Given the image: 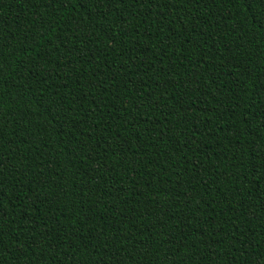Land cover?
Here are the masks:
<instances>
[{
    "label": "trees",
    "instance_id": "16d2710c",
    "mask_svg": "<svg viewBox=\"0 0 264 264\" xmlns=\"http://www.w3.org/2000/svg\"><path fill=\"white\" fill-rule=\"evenodd\" d=\"M146 7L113 0L94 20L76 0L54 14L43 0H0V45H11L0 264H264V178L252 167L264 140V28L239 4L173 0L150 18ZM69 129L84 153L67 154ZM30 180L44 181L30 185L35 195ZM166 214L168 234L157 223Z\"/></svg>",
    "mask_w": 264,
    "mask_h": 264
},
{
    "label": "snow or ice",
    "instance_id": "6c2138e0",
    "mask_svg": "<svg viewBox=\"0 0 264 264\" xmlns=\"http://www.w3.org/2000/svg\"><path fill=\"white\" fill-rule=\"evenodd\" d=\"M39 2V0H38ZM45 7L50 8L51 12L54 14L56 11H58L60 9V5L64 4V3H71L72 0H43ZM76 2L79 4L80 7L82 8H88L89 5L92 6V8L95 9V11H92L91 9L89 10L88 14L90 17H92L94 20L97 18H106L107 17V13L108 11H111V9H106V5H109L111 3H113V0H76ZM120 3L122 4H127L129 5L131 8H135L137 4H146L147 7L143 10V15L145 17H149V13L150 10L153 8L156 9H164V8H169L170 5L173 3V0H119ZM184 3H191V4H202L205 7H209L212 5H219L220 3H225V4H230L233 7H235L237 4L240 5L241 8H244L247 10L248 15L250 16V18L255 21L261 28H264V0H183ZM162 15V13H161ZM45 23V21L42 19L41 20V24L43 25ZM77 23V21L75 19L68 21V23L65 25L66 30L67 31H72V27L71 25ZM127 23V22H126ZM96 28L105 29V25L104 23H97L95 25ZM48 28H51V22H48ZM123 34H127L128 29L126 28H122L121 29ZM45 35L44 32L41 33V36L38 38V40H43V36ZM106 35L107 38L112 42L113 45H115L116 47H119L122 49V44H123V40H118L116 35H114L111 32V29L108 28L106 30ZM90 39V38H88ZM88 40H85L83 43H87ZM11 45H0V85H5L7 82L3 79V72H4V68H3V61L5 59V48H10ZM24 52H28L29 49L27 47L21 49ZM17 54V51L15 49H13L12 51L8 52V57H13ZM42 56L47 57L48 53L47 51H45L44 53H41ZM131 59V56L129 57ZM34 66V65H33ZM236 67H239V65H236ZM251 75L250 71H247L246 69H241V75ZM40 81L37 80V83H39ZM78 82V79H77ZM102 83V82H101ZM189 84L192 83V81L188 82ZM198 83V81H197ZM239 86V85H238ZM12 88H17L16 84H12L11 85ZM92 87H96V85H92ZM260 88L264 89V83H260ZM17 91H19V89L17 88ZM10 95V92L7 90H0V109H2L3 104L5 103L4 97ZM61 99V103L58 105V107L60 108L61 112H64L67 110V103L64 101L63 97L60 98ZM161 99H163V97H161ZM19 100H21V97L16 96L13 98L12 102L16 103ZM73 100L75 102L78 103L79 107L83 108L84 105L82 103L81 98L73 96ZM38 103V102H37ZM223 107V105H221V108ZM168 115H170V113H168ZM4 116V113L2 111H0V118H2ZM89 118L85 119V123H87V120ZM133 119L135 120L136 117H133ZM210 119V118H209ZM65 127V124H61L60 125V131L63 132V129ZM95 128V122L93 123L92 126H90L89 128V134L87 135V138L89 140H91L92 136L91 133L94 131ZM66 136H69L70 139L68 141L67 144H65V147L67 148V154L69 156L75 155L77 153H84L85 149L88 147V145L84 144L83 141H80L77 139V137L72 133L71 129H69L68 133L65 134ZM80 136L83 137L85 136V133L83 131L80 132ZM194 138V137H193ZM61 143H64L63 140L60 141ZM260 149L256 150L255 144H253V160L254 161H259V164H253L252 167L254 169L257 170V174H261L262 178H264V173H261L260 170H264V140L260 141ZM8 149L4 148V140H3V134L2 131H0V200H2V198L7 195V193L4 192V187L5 184L7 183V178L5 177V171L7 170V164L4 163V159L6 156H8ZM93 152H96V147L93 146L92 148ZM106 152H113L115 153V151H125L124 147L122 145H118L116 143H108L107 149L105 150ZM95 159L97 162V166L100 167L101 165V157L99 155V153L97 152L95 157L89 155V160H93ZM10 162V159H9ZM82 163V161H81ZM76 172H79V168H76ZM38 174L35 172H32V176L36 177ZM39 176H43V173H40ZM32 183H41L43 184L44 181L43 180H30L29 182V191H33L32 188L30 187V185ZM17 185H13V187H15ZM19 187H24V185L22 183L18 184ZM80 191L83 193L84 192V188H81ZM35 191H33V195H35ZM54 198L55 199H59V195L57 193H54ZM37 199H39V197H37ZM41 203H43L44 201L41 200ZM101 203L103 201H100ZM82 203V201H81ZM18 205H13V207H17ZM3 204L0 203V209H2ZM161 208H163V205H160ZM261 207H264V203L261 204ZM148 215H153V211L151 210V207L149 209ZM169 220H172L173 222H175V217L171 216V215H167L166 214V218L162 219V220H158L157 223L159 224V228L164 229L165 234H168V231L170 229V224H169ZM8 225V220L2 215L0 214V243H2L3 240V235H4V231L7 228ZM157 224H153L152 228H156ZM201 235H203V233L201 232ZM234 238V237H233ZM170 244H174L175 243V239L172 238L169 240ZM49 248H51V244H49ZM3 249L0 248V251H2ZM33 254H35L33 252ZM117 264H119V262H117ZM172 264H177L175 258H173V262Z\"/></svg>",
    "mask_w": 264,
    "mask_h": 264
}]
</instances>
